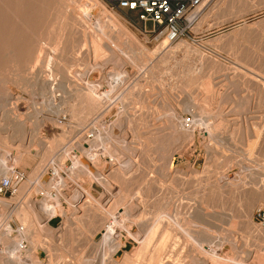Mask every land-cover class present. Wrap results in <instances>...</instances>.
Wrapping results in <instances>:
<instances>
[{
	"label": "rangeland",
	"instance_id": "obj_1",
	"mask_svg": "<svg viewBox=\"0 0 264 264\" xmlns=\"http://www.w3.org/2000/svg\"><path fill=\"white\" fill-rule=\"evenodd\" d=\"M64 3L65 0H47L42 9L39 8V15L35 19L37 40L33 43L36 46L46 43L62 49L54 57L56 76L59 82L66 83L64 86L58 85L56 89L63 96L57 100L62 114L56 112L50 104L52 85L44 93L41 85L37 84V79L46 75L48 57L52 55L48 56L47 53L38 57L34 52L26 51L21 54L16 66L9 63L0 66V76H3L0 78L6 80L0 85V96L4 90L14 96L8 102H2L3 105L0 103V124L10 127L7 123L20 120L27 127L28 135L24 142L21 138L13 141V130L11 133L1 130L0 145L6 151L2 158L11 166V153L15 149L23 153L36 150L35 157L25 153L26 162L21 161L14 166L26 175L17 192L0 197V200L10 201L9 206L0 202V256L10 255L11 240H20L16 230L21 225L25 226L24 218L19 214L20 206L25 207L31 199L38 201V205L45 200L54 204L51 195L55 193L59 195L65 212L49 219L47 228H41L43 224L38 223L36 213L29 209L25 240L26 244L30 243L27 246L29 250L20 254L23 264H38L39 261V264H90L89 260L92 259L94 261L91 263L99 264L96 258L103 235L94 231L101 229L110 219L109 214L115 213L125 203L119 199L109 208H103L105 202L100 199L102 187L90 177L87 168L93 167L94 171L118 182L121 177L119 168L110 163L114 156L122 157L124 162L132 157L143 166L141 173L135 175L132 171L125 180V200L135 203L139 199L146 208L143 216L135 220L151 223L166 206L172 207L181 202L201 204L207 214L206 218L212 223L195 221V230L211 236H227L232 233L230 239L227 238L230 242L218 251L219 257L215 264H260V261L264 264V224L255 217L257 209L264 207V0H205L196 11L198 18L194 29L187 38L175 42L166 41L165 36L159 32H145L136 12L113 8L105 0H69L71 4L68 6ZM150 28L152 25L149 22ZM84 33H89L88 43L85 42ZM25 42V46L30 44L28 39ZM82 48L84 50L81 52ZM106 60L109 64L104 71L95 69ZM93 68L96 70L93 76L99 82L108 79L113 73L125 74L128 81L117 89L118 94L122 93V100L116 101L109 108L101 104L98 108L97 99L90 96V89L81 78V75ZM181 87L184 88L182 93ZM189 95L196 104V115L214 114L215 132L218 133L214 139L201 137L196 144H186L181 154L175 155L171 166L172 175L176 169H180L179 172L173 179L163 180L158 170L165 167L164 156L173 140L169 142L161 134L167 135L173 130L174 114L171 109L181 115L184 121L194 119L186 103L178 102L184 101ZM125 114H131L129 126H121ZM101 122L103 127L115 126L113 129L119 134L129 129L123 139L127 145L115 146L117 156L113 151L105 154V149L97 148L93 160H90L87 152L91 153L92 143L87 135L95 131L94 124L96 128L102 127ZM182 124L178 126L181 134L185 131L182 129L185 125ZM126 125L128 128H123ZM138 129L144 134L140 139L133 135ZM128 144L131 148H139L135 151L136 156L132 155ZM73 150L77 154L74 155ZM73 155L76 159L79 157L75 159L79 164H75ZM72 166H80L78 176L70 172ZM54 167L60 174L64 173L63 185L57 188L51 184ZM145 174L151 180L165 182L166 193L162 184H158L155 190L151 186L146 187ZM79 189L85 197H91L96 207L88 208L80 200V209L75 211L71 199ZM62 192L65 195L62 196ZM42 193L51 194V200ZM119 211L122 212V209ZM73 219L77 221L75 226H72L75 223ZM7 226L13 229L10 233ZM134 229L138 231L139 227L135 225ZM215 232L218 235L213 234ZM183 236L189 245L186 244L180 259L175 255L171 258V264H193L192 257L196 254L199 259L207 257L195 245L193 238L186 234ZM134 247L136 243L131 240L119 252L120 264H158V247L156 252V247L148 248L140 255L141 258L135 256L136 259H131L133 263L126 262L125 251H131ZM168 249L170 247L167 248L170 254L171 250ZM247 254L251 257L246 258Z\"/></svg>",
	"mask_w": 264,
	"mask_h": 264
},
{
	"label": "bare ground",
	"instance_id": "obj_2",
	"mask_svg": "<svg viewBox=\"0 0 264 264\" xmlns=\"http://www.w3.org/2000/svg\"><path fill=\"white\" fill-rule=\"evenodd\" d=\"M46 1L47 0H0V66H1L2 63H5L6 65L9 63V64H13V65L16 66L18 60L21 57V54L26 52V51L34 52L35 54L38 55V57H41L42 55L47 54V53H48L47 54L48 56H49V54L52 55V56L48 57L47 68H46V71H45L46 75H44L42 77L38 76L39 78L37 79V84L41 85L42 90H44L43 91L44 93H47V91H46L47 88H49L52 85V87L50 89L52 91L50 92V95H49V96H51V100H50L51 103L50 102H48V103H50L53 106V109H55L56 112H58V113L60 112L61 113L62 110L60 109L61 107L57 103V100H58V98L63 97V96H62L61 93H58V91H56V89L58 88V85L60 86V84H62L64 86V85H66V83L59 82V77L56 76L55 68H54V61H55L54 57L59 55L62 52V49H60L58 46H49L46 43H43V44H40V45H37V46L34 45L35 44L34 40L35 39L37 40V30H36V25H35V19L39 15V8L42 9V7L45 5ZM65 1H66V3H64V4H66L67 6H68V4H71V3H69V0H65ZM203 4L201 6H203ZM39 19H40V16H39ZM40 22H43V21L40 20ZM88 34L89 33H84V39H86L85 42L87 41V43L89 41V35ZM26 39H28L30 41V44L27 45V46H25V43H26L25 40ZM31 41H32V44H31ZM42 42H44V41H42ZM61 43H62V41H61ZM164 45H165V43H164ZM162 48H165V46L162 47ZM95 49H96V51H98L97 47ZM83 50L84 49L82 48L81 52ZM99 52L100 51H98V53ZM115 56H116V53H115ZM24 59H27V58L24 57ZM109 59H110V57H109ZM113 62H111V63L113 64ZM108 64H109V61L106 60L104 62H101V64L99 63L98 64L99 67H96L95 69H98V71H104ZM34 66L37 67V65H33V67ZM18 67L19 66H17V68ZM35 68H34L33 72H35V70H36ZM95 69L93 68L92 70H89L88 73H85L84 75H81V78L84 81V83L89 87L90 96L94 97L95 99H97L98 108L101 105H107V108H109L116 101L122 100V97H121L122 93L118 94L117 89L119 87L124 86L126 84V82L128 81V79L126 78L124 73L117 72V73H113V75L111 77H109L108 79H105V80L99 82V79L97 78L98 79L97 80L93 76V73L96 71ZM17 73H19V72H17ZM36 73H37V71H36ZM31 75H33V74H31ZM4 76H6V75H4ZM61 76L63 77L64 74H62ZM0 77H3V76H0ZM16 77H15V79H16ZM20 78H21V76H20ZM18 80H20V79H18ZM250 80H251V78H250ZM5 82H6L5 78H0V85H2ZM17 82H15V83H17ZM48 83H49V85H48ZM6 88H7V86H6ZM105 88H107L106 91H105ZM183 91H184V88L181 87L180 93H182ZM82 97H84V95ZM13 98H14L13 93H11V92H9L7 90L6 91L4 90L2 92V95L0 96V103L2 104V102H8L9 100H11ZM222 98H224V96ZM226 100H229V99H226ZM178 102H182L183 104L186 103V105L190 108V112L193 114L192 116H194L193 117L194 119L193 120L184 121L185 119H183L181 115H179L174 109H171L173 111L172 113L174 114L173 130L169 134L167 133V135H166V133H165V135H164V133L161 134L163 136L162 138L167 137V139H166L167 141L170 142V140H173L172 143H171V146L166 150V154L164 156L165 157V167L164 168L161 167L158 170L159 171V177L162 178L163 180L173 179L177 175V173L179 172L180 169L179 170L176 169V171H175L176 173L172 175L170 173L171 170H172L171 166L174 164L175 155L177 153L181 154V152L184 149L186 144H191V145L192 144H196L201 137L205 138V139H214L217 136V133H218V132L217 133L215 132L216 117L213 116L214 114L210 115V116H204V115L203 116H199V115H196V113H197L196 110H195L196 109V104H195V102L193 101V99H192V97L190 95L186 96L184 101H182V100L180 101L179 100ZM242 102H244V101H242ZM242 102H240V103H242ZM2 105H0V106H2ZM236 106H238V104ZM239 107H241V106H239ZM8 111H10V110H8ZM48 112H49V110H48ZM126 113H127V111H126ZM0 115H1V113H0ZM129 116H127L125 114V117H123L125 119H124L123 122H121V124L123 123L121 126H124V124H128V126L130 125L129 121H130L131 117H129ZM9 117H10V115H9ZM12 117H14V116H12ZM121 118H122V115H121ZM14 119H12V120H14ZM63 119H65V118L63 117ZM221 119H222V117H221ZM119 120H120V118H119ZM119 120H117V121H119ZM8 122H9V120H8ZM114 122H116V121H114ZM177 122H180L181 124L185 123L184 124L185 128H182V129L185 130V131L183 130L184 133L181 134L179 132L178 126L181 127V124L178 125L179 123H177ZM98 123L100 125V122H98ZM7 124H10L11 129H10L9 125L0 124V131L4 130V131H8V132L11 133V130H13V136L15 135V139H13L12 135H11V138L13 139V141L18 139V138L19 139L21 138V140L23 141L28 136L27 132H26V128L27 127H25V125L22 124L20 122V120L18 122L14 121L13 123L10 122V123H7ZM95 124H96V122H95ZM95 124H94L95 131L89 132L88 135H87V138H89L91 143H92V145L90 144L92 146L91 147L92 148L91 149L92 150L91 153L87 152V154H89L87 156L89 157L90 160L94 157L93 153L96 152L95 150H97V148H99V150L101 148L105 149L104 152H105V154H107L109 152L112 153V151L116 153V150H115L116 147L115 146H117V145L121 146V147L127 145V143L124 142L123 139L125 137L124 134L126 132L130 131L129 129H128V131H126L127 129H125V131L120 132L122 134H119L118 131L113 129L115 126L113 128L112 127L108 128V127H105V126L103 127L102 126L103 124L101 122V126L102 127L96 128ZM128 126L126 125L123 128H128ZM131 127H132V125H131ZM123 128L121 130H123ZM134 133L135 134H133V135L135 136V138H138V139H140L144 135V134H142L140 132L139 129L135 130ZM178 133H180V134H178ZM118 134H119V136H118ZM109 137L112 140L109 139ZM8 138H10V137H8ZM10 139H8V140H10ZM22 146H23V144H22ZM46 146H47V144H46ZM128 146H129V144H128ZM2 147L3 146L0 147V177L11 175L13 170H14V168L16 167V164H18L21 161H25L24 160L25 153L27 155H29V157H35L36 156L35 155V151H36L35 149H31V150H28V151L26 150L27 152H25V153L19 152L20 150L16 151V149H15L14 151H16V152L13 151V153H11V154H13V155H11V159H13V163L10 166V164L7 161L3 160V158H2V156H5L4 153H6V151L4 152V149ZM43 147H44V145H43ZM79 147H81V145ZM138 149L131 148V147L129 148V150H132V155L133 156H136L134 154H135V151L138 150ZM119 151H120V149H119ZM139 152H140V150H139ZM70 153H72V152H70ZM73 154L75 155V154H77V152L74 151ZM136 154H138V153H136ZM6 155H8V154H6ZM74 155H73V159H74V162H75L79 157L76 159V158H74L75 157ZM115 155L117 156L118 154L116 153ZM29 157H28V159H29ZM76 157H77V155H76ZM113 158H114V156H113ZM113 158H112L113 161H111L110 163H113V166H114V164H116L118 166L120 174H121L120 181H118V182L111 181L110 178H108L107 175L99 174L97 171H94L93 167H91V168L88 167L87 168V171H88L90 177H92L93 180L96 181L102 187L101 192H103V193L100 195V199L103 202H105L104 205L102 206L103 208L104 207L105 208H109L110 205H112L113 203L117 202L119 199H121L125 203V204H122V206L120 208V209H122V212L119 211L120 209L118 208V210H116L115 213L109 214L110 219L105 224H103L101 229H98V230L94 231L95 233L100 232L103 235L102 239H101V242H100V245H98L99 249L97 248L99 251L97 250L98 251L97 252L98 259L96 258V261L98 260L99 264H120L121 257H120V253L119 252L124 249V247L127 245V243L129 241L133 240L136 243V247H134L131 251H125V261L126 262H131V259L133 260L135 258V256L143 255L144 252L150 247H152V248L156 247V249H155V252H156V250H158L157 249V247H158L159 248V251L157 252V258L159 260L158 264H171V258L174 257V255L177 257V259L181 258L182 254L184 252V248H185L186 244H188V243H186V240L184 239V236H183V234H186L187 236L191 237V239L193 238L192 240H194L195 245L198 246L199 250L203 254H205L207 256V257L205 256L206 258H204V259H203V257L200 258V259H203L201 261L199 259V257H196L197 254L195 256H193V257L191 255V257L193 258L192 259L193 260V264H215V262L217 261L216 258L219 257V255H218L219 252L218 251L221 250V247L225 243H227L229 241L227 238H229L230 237L229 235H231L232 233L231 234L228 233L227 236L226 235L222 236L221 234H220L221 236H219L215 232L213 234L218 235V236H211V235L206 234V233H204L202 231L195 230L194 228L197 226L195 224V221H207L210 224L212 223L211 220H208L206 218L207 214H206V212L204 213L205 209L200 203H199L200 205H198L197 203L194 204V205H191V203L190 204H186L185 202H181V203H179V205L177 204V205L172 206V207L166 206L165 207L166 209H161L160 212H158L157 219H155V221L151 222V223L150 222L149 223H145L146 220H142V221H145L143 223H140L138 221V219L135 220L136 217H142L143 216L144 212L146 211V208L144 206H142L141 201L139 199H136V200H139L140 203L138 201L136 203V200H135V203L134 202L132 203L129 200H125L126 199L125 184L127 183V182H125V180L128 179V177H129V175H131L132 171H133V173H135V175H138L139 173H141V170L143 169L142 168L143 166L140 163H138L137 160H133L132 157H131L132 159L130 158V160L128 162H124L122 157H120V158L115 157L114 159ZM74 162H73V164H74ZM30 163H31V161H30ZM76 163L79 164L78 162H75V164ZM90 164H93V163L90 162ZM83 166H84V164H82V167ZM79 167L80 166H72L73 170L70 171V172H72L73 175H77L78 174L77 171L79 170L78 169ZM134 167L136 168L135 171L133 170ZM80 171H81V173L83 172V170H80ZM85 171H86V169H85ZM62 173L63 172H61V174ZM61 174L57 171V168L54 167L53 177H52V181L53 182L51 184L52 185L54 184L56 186V188H57V186L60 187L61 185H63L62 182H63V174L64 173L62 175ZM73 175H71V177ZM145 178H146V182H144V184H145L146 187L151 186V187H153L152 190H155V188L157 187L158 184H162L164 186L163 190L166 193L165 182H156V180H151L149 177H147L146 174H145ZM55 180H56V182H55ZM43 183H45V181ZM170 184H172V183H170ZM48 185L49 184H47V186ZM197 187H199V186L197 185ZM52 188H53V186H52ZM60 189H62V188H60ZM76 191H78L77 194L75 193V195H74V197L72 199L70 197L71 202H72V206H73V208H75V211L80 209V207L78 206V201H80V200L83 201V205H85V206L87 205L88 208L89 207H91V208L92 207H96L92 203V200H91L90 196L85 197L84 192H82L80 189L76 190ZM63 194L64 193L62 192L61 195L63 196ZM89 194H90V192H89ZM42 195L44 197H47L49 200H51V199L54 200V202L56 204L54 202H53L54 204H50L51 201L49 203H47L48 201L45 202L46 200L44 199L45 201L44 202L41 201L42 203L40 202V205H38V201H35V200L31 199L30 201H28V203H27V205L25 207H21L20 206L19 214L21 216H23L24 221H25V226L26 225L28 226V214H29L28 212H29V209L31 211H33L34 213H36V215L34 214L35 215V219H38V223L40 222L39 223L40 225L43 224L42 225L43 227H41L43 229L47 228L46 225H47V222H48L49 219L53 218L56 214H64L65 211L63 212V209H62V206H61V202H60V198L58 197L59 196L58 194L57 195L55 193H53L52 195L50 194L51 197H52L51 199H50L49 193H45V194L42 193ZM137 197L140 198L139 196H137ZM93 198H94V196H93ZM94 200H96V199H94ZM0 202L9 206V202L10 201L8 202V200L6 201V200L2 199V200H0ZM164 203H165V201H164ZM83 208H82V211H83ZM148 210H150V208ZM88 213H89V211H88ZM147 214L149 215V213H147ZM36 216H37V218H36ZM87 216H89V215H87ZM80 217H81V215H80ZM84 217H86V216H84ZM89 217L91 218L92 216H89ZM146 217H149V216H146ZM149 218H151V217H149ZM205 218H206V220H204ZM73 221L75 223H72V226H75L77 221H75L74 219H73ZM96 221H98V220H96ZM149 221H151V220H149ZM31 223L33 224V221ZM69 225H70V223H69ZM69 225H67V226H69ZM135 225L139 227L138 231H135V229H134ZM204 225H206V224H204ZM25 226H23L22 228L20 227L19 230H18V232H19L18 236H19L20 240L19 241L18 240L17 241L16 240H11L10 241V245H9V247H10L9 248L10 255H6V256L1 255L0 256L4 260V261L0 262V264H23L24 260L22 261V256L20 254H21L22 251L29 250V249H27L26 246H28V243H30V242H27L26 246L22 245V241L23 242L26 241L25 240V236H26ZM203 228H205V227H203ZM7 230L10 233L13 229L11 230L10 226H7ZM45 230H47V229H45ZM51 230L52 229H50V231ZM47 231H45V232H47ZM227 232H229V231H227ZM53 234H55V233H53ZM54 236H56V235H54ZM7 244H9V243H7ZM205 246H206V249H205ZM168 247H170V249H168V250H171L170 254H168V251H167ZM151 251H152V249H151ZM1 253H3V252H1ZM5 253H7V251H5ZM243 253H244V251H243ZM250 257H251V255L247 254L246 258H250ZM138 258H141V256L137 257V259ZM85 259L87 260V257ZM151 259H152V257H151ZM91 261H94V260L92 259ZM91 261L89 260L90 264H93V262L91 263ZM83 262H85V261H82L81 263H83ZM86 262H88V261H86ZM230 262H234V261H230ZM39 263H40V261H39ZM131 263H133V262H131ZM261 263L262 262L260 261V264ZM30 264H32V263H30ZM35 264H37V263H35Z\"/></svg>",
	"mask_w": 264,
	"mask_h": 264
},
{
	"label": "built area",
	"instance_id": "obj_3",
	"mask_svg": "<svg viewBox=\"0 0 264 264\" xmlns=\"http://www.w3.org/2000/svg\"><path fill=\"white\" fill-rule=\"evenodd\" d=\"M205 0H105L118 9H126L137 13L145 32H159L168 42L187 38L197 22V9ZM152 28L148 29V23ZM26 175L14 169L11 175L0 177V197L17 192L25 181ZM256 219L264 224V207L257 209ZM23 227L22 225L20 226ZM19 227V228H20ZM18 230V229H17ZM16 230V232H18ZM26 246V241H22ZM27 247V246H26Z\"/></svg>",
	"mask_w": 264,
	"mask_h": 264
},
{
	"label": "crops",
	"instance_id": "obj_4",
	"mask_svg": "<svg viewBox=\"0 0 264 264\" xmlns=\"http://www.w3.org/2000/svg\"><path fill=\"white\" fill-rule=\"evenodd\" d=\"M50 224V223H49ZM50 226H52L51 224H50Z\"/></svg>",
	"mask_w": 264,
	"mask_h": 264
}]
</instances>
